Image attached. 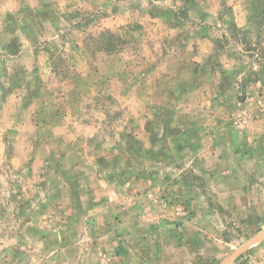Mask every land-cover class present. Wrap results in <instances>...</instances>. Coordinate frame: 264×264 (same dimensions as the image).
<instances>
[{
    "label": "rangeland",
    "instance_id": "obj_1",
    "mask_svg": "<svg viewBox=\"0 0 264 264\" xmlns=\"http://www.w3.org/2000/svg\"><path fill=\"white\" fill-rule=\"evenodd\" d=\"M0 264H264V0H0Z\"/></svg>",
    "mask_w": 264,
    "mask_h": 264
}]
</instances>
